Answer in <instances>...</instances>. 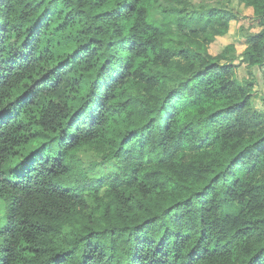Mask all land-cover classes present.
<instances>
[{"label": "trees", "instance_id": "1", "mask_svg": "<svg viewBox=\"0 0 264 264\" xmlns=\"http://www.w3.org/2000/svg\"><path fill=\"white\" fill-rule=\"evenodd\" d=\"M233 1L0 0V264H264V0L240 54Z\"/></svg>", "mask_w": 264, "mask_h": 264}, {"label": "rangeland", "instance_id": "2", "mask_svg": "<svg viewBox=\"0 0 264 264\" xmlns=\"http://www.w3.org/2000/svg\"><path fill=\"white\" fill-rule=\"evenodd\" d=\"M229 5L235 8V11L238 14V18L237 20H233L231 23V29L229 32L230 34L228 35L230 38L227 39L226 42L221 40L222 42L217 43V51H219L225 43L235 41L239 50L238 54H240V52H242L245 48V38L243 33L246 34L248 32H258L261 27L259 26V22L257 21V19H255L253 15L252 8L245 9V7L239 5L238 1L236 0H234L232 3H229ZM210 50L212 53L215 54L214 49H212V47L210 48ZM242 68L243 67H239L236 71V74L240 79L244 80V77L247 73L244 71V68ZM253 103L254 107L256 106L257 108L262 107L264 105L263 98H261L260 94L258 98L254 99ZM254 107L252 108L251 112H254L256 110V107Z\"/></svg>", "mask_w": 264, "mask_h": 264}, {"label": "crops", "instance_id": "3", "mask_svg": "<svg viewBox=\"0 0 264 264\" xmlns=\"http://www.w3.org/2000/svg\"><path fill=\"white\" fill-rule=\"evenodd\" d=\"M243 69V68H242ZM244 71L245 72H247L246 71V69H245V67H244ZM256 77H257V81H258V84H259V87H260V91H264V76H263V74L262 73H257L256 72ZM260 94V96H261V98H262V94H261V92L259 93Z\"/></svg>", "mask_w": 264, "mask_h": 264}]
</instances>
